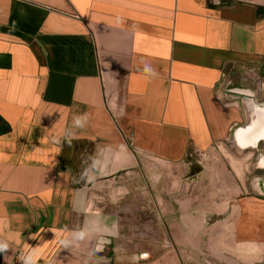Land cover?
Returning a JSON list of instances; mask_svg holds the SVG:
<instances>
[{"label":"crops","instance_id":"1","mask_svg":"<svg viewBox=\"0 0 264 264\" xmlns=\"http://www.w3.org/2000/svg\"><path fill=\"white\" fill-rule=\"evenodd\" d=\"M220 148L240 178L198 168ZM157 214L162 243H136ZM18 253L263 263L264 0H0V264Z\"/></svg>","mask_w":264,"mask_h":264},{"label":"rangeland","instance_id":"2","mask_svg":"<svg viewBox=\"0 0 264 264\" xmlns=\"http://www.w3.org/2000/svg\"><path fill=\"white\" fill-rule=\"evenodd\" d=\"M215 157H217V158H220L221 157V164L222 163L224 164V163L230 162L231 163V166H230L229 169L228 168L227 169L230 172V174L233 173V175L235 177L240 178L242 176V174L244 173L243 167L241 168L238 163L236 164L235 160L232 159V157H230L229 154L223 148L214 149V151H212V153H210V154L209 153H203V156H196L197 163H198L197 164L198 168L199 167H202V165H205L206 167H212L211 166V164L213 162L212 159L215 158ZM141 158H142V160H143L144 163H146V164L147 163L149 164V162L151 163V161H147L148 160L147 158L146 159L144 157H141ZM148 167H150L151 169L154 168L153 169V171H154L153 173L154 174L151 177V180L155 184H157V188L164 190L165 187H166V185H165L166 184V181L164 182V178L165 177H164V173H163L164 166L161 167V166L157 165V166H148ZM221 167H224V166H221ZM212 178H213V176L211 175L210 176V180H208L207 183L204 184L207 187H209L210 190H213V185H214ZM202 180L203 179H201L199 181L196 180L193 183V186L194 187L196 186L195 188H197L198 190L202 186L201 189L203 190V186L204 185H203V181ZM172 184H173V189H176L178 187L176 181H173ZM169 188H170V184H169ZM204 189H205V186H204ZM99 191L100 190H98V194L95 195L96 198H94L93 201H94V205H99L100 206V203L99 202L104 201V199H102L100 197ZM122 193H124V190L123 189L122 190H119V191L118 190H114L112 192V197L109 200L111 202L117 203L118 202L117 199H118V197ZM159 202L162 205L165 204L164 203V200L158 199V205H157L158 207L161 206V204H159ZM136 204H140V203L139 202H136ZM142 214H143V212H142ZM143 216H144V214H143ZM163 216H164L163 214H161V215L160 214H157L156 215L157 220H155L154 223L149 226V228L147 226H144L145 227L144 230H143V227L137 228L138 227V224H136V226H137L136 227V243H141L140 245H142V244H145V245H158V243L160 242V244H161L162 243L161 241H163V239H164V229L161 226H159V225H162L161 223H163V221H164ZM150 217H151V215H150ZM144 218H145V216H144ZM144 218L141 220L142 222L147 221V219L149 218L148 213L146 214V218L145 219ZM145 235H149L150 237H146ZM152 237L155 238V241L154 242L150 241V238H152ZM159 247L161 248L162 251L164 250V246H159ZM137 248H138V246L136 247V249ZM213 251H215V249ZM219 253H222V251H220ZM238 256H240V255H238ZM242 258H244V257H242ZM253 258L254 259H253V263L252 264H260V263H258V262L255 261L257 258H260V255L253 254ZM244 259H246V258H244ZM248 264H250V263H248ZM261 264H264V261Z\"/></svg>","mask_w":264,"mask_h":264},{"label":"built area","instance_id":"3","mask_svg":"<svg viewBox=\"0 0 264 264\" xmlns=\"http://www.w3.org/2000/svg\"><path fill=\"white\" fill-rule=\"evenodd\" d=\"M86 26L90 29L88 24ZM21 262H22V256L20 255V253H18V255L16 256L14 260V264H21Z\"/></svg>","mask_w":264,"mask_h":264},{"label":"clouds","instance_id":"4","mask_svg":"<svg viewBox=\"0 0 264 264\" xmlns=\"http://www.w3.org/2000/svg\"><path fill=\"white\" fill-rule=\"evenodd\" d=\"M81 122V118L80 117H77L76 118V123L79 124Z\"/></svg>","mask_w":264,"mask_h":264}]
</instances>
